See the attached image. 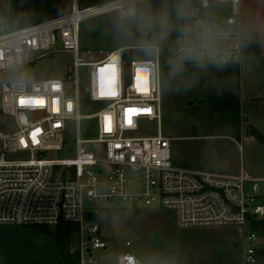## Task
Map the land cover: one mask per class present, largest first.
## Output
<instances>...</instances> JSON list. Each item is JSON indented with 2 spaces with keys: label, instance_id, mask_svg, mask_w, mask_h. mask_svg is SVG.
I'll return each mask as SVG.
<instances>
[{
  "label": "built area",
  "instance_id": "1",
  "mask_svg": "<svg viewBox=\"0 0 264 264\" xmlns=\"http://www.w3.org/2000/svg\"><path fill=\"white\" fill-rule=\"evenodd\" d=\"M69 1L68 12L35 25L8 30L0 23V117L6 116L15 128L0 132V226L75 224L80 231L77 264H103L96 253L112 249L95 219L103 205L160 210L170 213L179 228L238 229L240 264H264L258 234V222L264 220V177L244 168L229 174L173 162V139L163 134L160 48L123 47L105 55L81 51L83 20L113 12L135 17L136 6L151 0H107L84 8L81 0ZM171 1L187 13L177 21L178 61L241 67L246 56L242 0ZM60 49L73 55L64 79L13 78L32 56ZM147 49L152 56L132 58L128 53ZM113 62L114 70L106 68ZM110 89L116 94L109 95ZM32 97L42 99L43 106H21L22 99ZM84 102L103 106L84 116ZM127 109L141 111L126 114ZM106 116L111 131L105 130ZM82 119L96 121V137H82ZM145 120L157 123L156 134L139 135ZM68 123L76 124V153L59 159V152L70 150ZM133 261L144 264L129 252L117 254L111 264Z\"/></svg>",
  "mask_w": 264,
  "mask_h": 264
},
{
  "label": "rangeland",
  "instance_id": "2",
  "mask_svg": "<svg viewBox=\"0 0 264 264\" xmlns=\"http://www.w3.org/2000/svg\"><path fill=\"white\" fill-rule=\"evenodd\" d=\"M105 1L107 0H81L79 6L84 8ZM170 3L176 6L168 9L172 17V29L165 39L158 38L156 28L138 27L143 13L148 10L155 12L163 6V0H151L136 6L135 17L123 18L113 12L83 20L80 24L81 51L106 54L116 47L158 46L164 67L166 70L172 68L177 58L174 44L177 32L175 11L178 7L175 1ZM69 10V0H0V23L12 30L13 24L7 20L9 15L14 17L13 23L19 24L26 18H41ZM128 53L132 58L146 57L152 56L153 51L131 50ZM72 58L71 53L61 49L58 52L34 55L30 63L15 70L18 73L15 76V72L13 78L29 81L64 79L70 70ZM250 59L254 62L241 71L239 87L235 85L237 77L234 74L218 67L198 66L186 71L179 69L163 72L168 79L163 92V134L173 139L171 148L175 164L221 173H232L244 168L254 176L264 177V98H261L264 97V63L256 58ZM211 88H215L217 95L227 91L238 96L241 120L238 136L225 134L228 132L223 127L230 130L228 121L214 117L212 122H208L202 119L205 115L193 109L201 99H205L206 93L212 92ZM102 106L84 102L80 113L84 116L92 115ZM140 129L143 133L139 135H154L157 123L145 120L140 124ZM14 130L12 121L6 116L0 117V132L8 134ZM79 130L83 138L96 137V121L82 119ZM65 137L70 150L59 152V159L75 156V123H68ZM12 158H21V155H13ZM226 167H230L229 170ZM103 206L106 208L101 209L95 219L112 245L108 252L96 253L103 264L115 263L116 255L124 252L133 254L144 264H240L238 229L179 228L168 212L144 208H114V204ZM20 228L23 227L0 226V244L13 239H19L18 243L21 242V237L26 239L14 248L16 251L13 255L10 254L14 264H55V250L53 255L51 242L48 245L46 243L53 236L30 229L37 237H24L17 231ZM51 228L55 230V227ZM69 232L68 247L71 252H75L80 243L79 227L70 224ZM258 234L259 242L264 246V228ZM126 242H130L131 246L126 247Z\"/></svg>",
  "mask_w": 264,
  "mask_h": 264
},
{
  "label": "trees",
  "instance_id": "3",
  "mask_svg": "<svg viewBox=\"0 0 264 264\" xmlns=\"http://www.w3.org/2000/svg\"><path fill=\"white\" fill-rule=\"evenodd\" d=\"M161 1L162 0H159L158 2H161ZM170 2L171 0H164L163 6L167 7V9H174L176 5H172ZM176 20L178 21L177 15H176ZM243 46H244V50L246 54L251 53V54H256L257 56H259L258 42H257L255 35L247 34L245 36ZM173 65L174 66L172 68L166 70V68L164 67L165 63L163 62L162 71L164 72L168 70H173V71L177 70L176 66H179V69H182L184 71H186L188 68L198 67L196 65L182 63L178 61L177 59L173 62ZM224 71L230 72L237 77L235 81V85L236 87H239V75L241 73L240 67L226 68L224 69ZM17 73L18 72H16L15 76H17ZM162 79H163L162 88L164 92L165 90L164 84L168 80L166 78V75H164V73H163ZM210 90L212 92L206 93L205 99H201L199 101V105H194L195 108L193 107V109H197V111L205 115L206 117L202 119L203 120L206 119V121L208 120V122H212L214 117H217L218 119L220 118L221 120L223 119L224 121H228L230 130L223 127L224 131L228 132L225 134L232 133L238 136L240 129H241V120H240V115H239L240 100L238 96H235L232 93L227 92V91H224L223 94L221 95H217V93H215V88H211ZM223 125H220V126L222 127ZM218 136L228 137L229 135H218ZM258 223L261 229L263 230L264 220H261ZM26 228L33 229V230L43 232V233H47V234H51L53 236L54 243H55V264H77V261H78L77 252L76 251L71 252V250L68 247V243L70 241L69 224L58 225L55 227L54 231L52 230L51 227L44 226V225H36V226H30ZM260 254L264 256V250L260 251Z\"/></svg>",
  "mask_w": 264,
  "mask_h": 264
},
{
  "label": "crops",
  "instance_id": "4",
  "mask_svg": "<svg viewBox=\"0 0 264 264\" xmlns=\"http://www.w3.org/2000/svg\"><path fill=\"white\" fill-rule=\"evenodd\" d=\"M62 14H63L62 12H58V13H55L53 15L44 16L41 18H26V19H23L21 22H19V24L13 23L14 17L11 15H9V18H7V20L9 19V21L12 22V24H13L12 30H16V29H20L23 27H27V26H31V25H35V24L47 21L49 19L55 18V17L62 15ZM242 19H243V25H244V28L246 31V35L247 34H253L256 36V39L258 42L259 56H257L256 54H251V53L246 54V56H245V58L241 64L240 71H243L244 67L247 68V67H249V65L252 62H254V60H252L250 58H256L257 60H260L264 63V0H242ZM123 47H120V48H123ZM116 49H119V47H116L113 50H116ZM113 50H111V51H113ZM97 54H103V53H97ZM256 97H258V96H256ZM261 98H264V97H261ZM263 134H264V130H263ZM226 168L229 170L230 167H226ZM240 169L235 170L236 172H232L229 174L238 173L240 171ZM17 231H19V233L24 237L27 236V237L35 238V236H36V235H34L33 231H31L30 229L25 228V227L20 228ZM30 234H32V235H30ZM46 236H48V235H46ZM51 238L52 239H50L46 243L48 245V243L51 242L50 245L52 246L51 251L53 254L54 250H55V246H54L53 237H51ZM17 240H19V239H13V240L6 242L5 244H3V242L0 244V264H14V262L10 258V254L13 255L12 253L16 251V249H14V248L17 247L18 245L20 246L19 243H22V240H26V239L21 237V240H20L21 242H18V243H17ZM10 247H12V248L10 249ZM53 264H54V262H53Z\"/></svg>",
  "mask_w": 264,
  "mask_h": 264
},
{
  "label": "clouds",
  "instance_id": "5",
  "mask_svg": "<svg viewBox=\"0 0 264 264\" xmlns=\"http://www.w3.org/2000/svg\"><path fill=\"white\" fill-rule=\"evenodd\" d=\"M132 14L135 15V12H133ZM176 15L177 17L186 16L187 13L178 8L176 10ZM138 27L141 29L156 28L158 29V38L161 40L165 39L172 29L171 14L167 7L164 6H162L155 12L148 10L142 14ZM176 67L177 70H179V66ZM133 264H135V261H133Z\"/></svg>",
  "mask_w": 264,
  "mask_h": 264
},
{
  "label": "snow or ice",
  "instance_id": "6",
  "mask_svg": "<svg viewBox=\"0 0 264 264\" xmlns=\"http://www.w3.org/2000/svg\"><path fill=\"white\" fill-rule=\"evenodd\" d=\"M106 68H110V69H115V63L113 62L111 65H108L106 66ZM104 70L102 69L101 72H103ZM114 79V77H113ZM59 88V85L56 84L54 85V89L55 90H58ZM102 94H103V89H102ZM109 95H115L116 93L113 91V90H109L108 92ZM57 101H54L53 103L55 104ZM43 103L44 101L40 98H35V97H32V98H24L22 99L21 101V106H43ZM126 111V114L128 113H131V114H138L141 110L140 109H127L125 110ZM127 123L131 124V119L128 118L127 119ZM105 130L106 131H111V118L110 117H105ZM40 130L37 129L33 134H32V137H33V142H36V134L39 132ZM21 143L23 144L24 141L21 140Z\"/></svg>",
  "mask_w": 264,
  "mask_h": 264
}]
</instances>
